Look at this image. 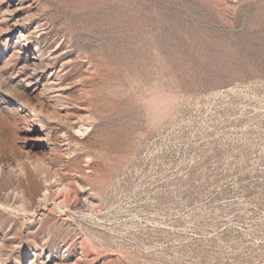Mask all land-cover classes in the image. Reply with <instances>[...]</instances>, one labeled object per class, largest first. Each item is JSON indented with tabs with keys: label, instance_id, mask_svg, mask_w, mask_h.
Wrapping results in <instances>:
<instances>
[{
	"label": "rangeland",
	"instance_id": "rangeland-1",
	"mask_svg": "<svg viewBox=\"0 0 264 264\" xmlns=\"http://www.w3.org/2000/svg\"><path fill=\"white\" fill-rule=\"evenodd\" d=\"M6 1L0 157L51 168L2 264H264V0Z\"/></svg>",
	"mask_w": 264,
	"mask_h": 264
},
{
	"label": "bare ground",
	"instance_id": "bare-ground-1",
	"mask_svg": "<svg viewBox=\"0 0 264 264\" xmlns=\"http://www.w3.org/2000/svg\"><path fill=\"white\" fill-rule=\"evenodd\" d=\"M6 6V13L12 14L16 10H19L21 3L18 0H7L5 3ZM11 33L15 34L18 32L15 25L10 27ZM21 34L24 33L23 31L20 32ZM20 34L21 37H23ZM24 39V38H23ZM29 61V66L33 68L31 79L29 80L30 83L35 80V78L38 80V76L36 75V70L40 68L41 61L36 58V56H32V60ZM38 84V83H36ZM50 87L45 86L44 90H49ZM37 89H32L30 94L37 93ZM46 92V91H45ZM41 95V94H38ZM31 96V95H30ZM38 98L37 108L40 112H50L55 111V105L57 102L48 103L42 100V98ZM32 118L31 124L32 127L35 128V131H38L40 133L44 132L45 124L41 119L38 118ZM39 121H38V120ZM42 138V137H40ZM39 138V139H40ZM39 153L41 155H35L36 160L32 163H27L26 161H17V160H11L7 159L5 157H0V180H9L13 177L17 178V187L23 189V193L27 194L30 201H35L37 198H42V192L46 189H48V184L46 183L49 176V169L51 168V152L40 149ZM50 167V168H49ZM14 179V178H13ZM50 185V184H49ZM12 193V192H11ZM10 191H7L4 195L3 199H0V210L2 211H10L12 209V201H10L8 198L11 197ZM44 197L47 196V194H43ZM27 200L22 201V205L27 204ZM20 210V209H19ZM0 264H2L0 260Z\"/></svg>",
	"mask_w": 264,
	"mask_h": 264
}]
</instances>
